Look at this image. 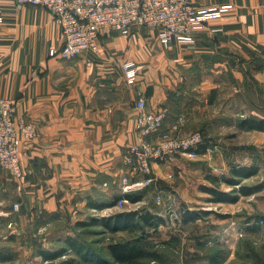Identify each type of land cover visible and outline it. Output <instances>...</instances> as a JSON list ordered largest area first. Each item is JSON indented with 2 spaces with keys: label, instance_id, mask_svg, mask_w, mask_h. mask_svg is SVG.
<instances>
[{
  "label": "crops",
  "instance_id": "0c3cea01",
  "mask_svg": "<svg viewBox=\"0 0 264 264\" xmlns=\"http://www.w3.org/2000/svg\"><path fill=\"white\" fill-rule=\"evenodd\" d=\"M192 3L197 8L227 5L231 11L208 22L192 47L176 44L169 52L160 51L167 55L165 62L173 58L179 64L174 77L179 82L177 90L192 82L195 72L205 71V66L210 73H227L237 82L244 79L242 73L253 72L264 85V0ZM0 16V95L17 99L20 113L39 131L36 140L23 142L24 178L13 187L8 179L0 181V188L9 194L13 189L16 202L26 204L23 210L29 206L32 215L80 210L88 207V199L111 204L122 195L123 177L132 182L138 179L123 162L127 148L138 142V93L145 95L149 111L169 107L166 131H172L185 107L194 111L196 103L174 97L173 87L153 79L139 82L141 75L135 85L126 82L123 63L134 60V53H146L139 37L129 43L134 50L126 52L125 60H120L118 52L126 50L127 41L119 32L108 30L101 32L96 54L63 60L50 55L52 50L61 51L64 37L48 10L0 0ZM136 62L141 74L140 61ZM192 119L190 115L188 121ZM180 158L153 164L158 183L168 184L170 170L180 166Z\"/></svg>",
  "mask_w": 264,
  "mask_h": 264
},
{
  "label": "rangeland",
  "instance_id": "374dc122",
  "mask_svg": "<svg viewBox=\"0 0 264 264\" xmlns=\"http://www.w3.org/2000/svg\"><path fill=\"white\" fill-rule=\"evenodd\" d=\"M136 37L141 38L138 41L148 49L144 48L146 53H134V60L140 61L143 69L139 82L153 79L151 81L173 87L174 97L196 103L194 111L188 107L183 109L172 131L168 132L180 137L201 133L205 144L200 149L205 148V154L195 160L180 156L181 164L170 170L168 184L157 182L131 192L142 194V202L104 209L83 207L79 210L75 207L46 215L44 212L32 215L30 207L23 210L26 204L19 202L20 211L14 212L13 205L17 202L11 195L13 189H9V194L4 191L5 187L0 188V212H9L8 216L0 214V254L11 257L0 261V264H99L97 259H91L95 253H101L114 264L108 254L111 243H130L140 239L141 244L162 259L149 264H209L216 254L222 259L220 264H264V224L256 226L257 221L264 219V189L251 196L240 193L242 186L255 187L264 183V132L241 127L244 119L264 118V85L253 72L242 73L244 79L237 82L227 73H210L204 62L205 71L195 72L193 81L177 90L179 82L177 79L174 81V77L179 64L173 58L166 63L167 55L160 53L171 51L176 44L165 48L158 44L155 31L140 28L130 37H124L128 45L125 51L118 52L120 60H125L126 52L133 49L129 43ZM175 91L180 94L175 96ZM159 109L166 111L167 120L169 107ZM190 115L195 122L188 121ZM181 117L184 124L176 129ZM242 167L257 169L258 172L249 178H241L236 186L221 181L223 177L237 181L232 169ZM2 170L7 172L0 168V181L8 179L10 187L15 185V181H21ZM207 175L218 177L220 182L212 184L206 179ZM203 186L228 193L231 198L228 202H215L213 196L202 190ZM169 188L176 192L180 202L174 213L167 214L163 206L156 205L155 195L158 190ZM119 191L122 192L120 186ZM93 201L88 199V203ZM114 201L110 200L111 204ZM182 207L210 214L187 224L180 212ZM125 212H149L162 217L164 222L157 228L140 224L135 231L116 233L92 223L94 219ZM10 222H13V228H8ZM72 244L82 247L83 255L76 252ZM56 252L61 253L58 258L44 257V253Z\"/></svg>",
  "mask_w": 264,
  "mask_h": 264
},
{
  "label": "built area",
  "instance_id": "2783aa9c",
  "mask_svg": "<svg viewBox=\"0 0 264 264\" xmlns=\"http://www.w3.org/2000/svg\"><path fill=\"white\" fill-rule=\"evenodd\" d=\"M18 4L42 7L48 10L55 23L61 28L64 45L58 53L52 50V57L59 55L63 60L81 55L96 54L100 49V34L103 30L117 31L130 37L135 29L149 28L157 33L159 43L169 48L174 44L193 45L196 35L207 27V23L222 18L231 7L197 8L192 0H15ZM3 17L0 16V22ZM88 64L92 65L91 57ZM126 82L136 84L140 71L134 60H127L122 66ZM136 133L138 142L127 148L123 162L138 177L131 181L123 177L120 188L122 195L143 190L158 182L154 174V163H166L172 157L185 156L198 159L205 138L201 133L180 137L164 129L166 111H149L143 93H138L136 102ZM179 118L176 129L184 124ZM39 136L37 125L20 113L17 99L0 95V168L15 179L25 176L22 165L23 142H32ZM108 184L105 183L104 187ZM179 197L172 189L158 190L155 195L157 206L164 207L166 213H174ZM131 204L122 198L118 205ZM133 204V203H132ZM21 209L19 202L13 211ZM13 223L8 228H13Z\"/></svg>",
  "mask_w": 264,
  "mask_h": 264
},
{
  "label": "trees",
  "instance_id": "16d2710c",
  "mask_svg": "<svg viewBox=\"0 0 264 264\" xmlns=\"http://www.w3.org/2000/svg\"><path fill=\"white\" fill-rule=\"evenodd\" d=\"M241 127L246 128L248 130H256L264 132V118L257 119H244L241 122ZM203 147V146H202ZM199 153L201 155L205 154V148L203 150L199 149ZM257 169H252L248 167L242 168H233L232 174L238 180L229 179L228 177H223L221 181L227 182L231 186L238 185V181L241 178H249L257 174ZM206 179L210 181L212 184H217L220 182V179L214 175H207ZM264 189V183L255 186V187H240V193L244 196H251L255 193H258ZM202 190L208 194L213 196V199L216 200L215 202H228L231 198L230 194L221 192L215 188L203 186ZM126 198L131 203H139L143 201V195L140 193H127L121 195L115 199L113 204H99L97 202H89L88 207L91 209H104L110 206H116L117 202L122 199ZM181 215L183 221L185 223L195 222L203 217H206L210 213L204 210H196L190 211L188 208H181ZM164 222V219L158 215L151 214L149 212H125V213H118L108 218L103 219H94L92 221L93 224H100L104 226L108 231L112 233L120 232V231H135L138 229L140 224L143 226H149L152 228H157L161 223ZM13 223V222H12ZM260 224H264V219L257 221L256 226H260ZM142 241L137 240L135 242L130 243H120L115 242L111 243L108 247V254L109 257L112 259L114 264H149V262H161L162 259H159V255L155 252H152L148 247H145L144 244H141ZM74 250L79 254L83 255V249L77 244H72ZM61 255L60 252L56 253H44V257L46 259H55ZM219 255L216 254L213 259H210L209 264H220L222 259L218 258ZM85 259L87 256H84ZM6 259H11V257H5L0 254V261H5ZM91 259H97L96 262H100L99 264H112L107 259L106 256L102 255L101 253H95L92 255ZM101 259V261L99 260ZM99 260V261H98Z\"/></svg>",
  "mask_w": 264,
  "mask_h": 264
}]
</instances>
